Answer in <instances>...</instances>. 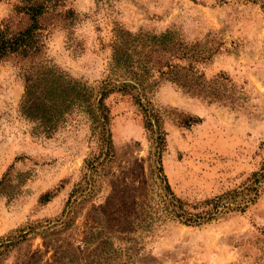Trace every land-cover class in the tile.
I'll list each match as a JSON object with an SVG mask.
<instances>
[{"label": "rangeland", "instance_id": "1", "mask_svg": "<svg viewBox=\"0 0 264 264\" xmlns=\"http://www.w3.org/2000/svg\"><path fill=\"white\" fill-rule=\"evenodd\" d=\"M20 5L0 0V24L24 27ZM58 11L43 22L41 62L92 87L111 75L118 26L217 49L198 66L228 80L220 100L169 81L140 102L111 93L109 149L81 111L45 136L21 112V63L0 60V264H264V0H65ZM257 184L244 210L230 202ZM234 190L219 210L207 205ZM171 191L194 212H218L186 224ZM93 229L114 242L100 262Z\"/></svg>", "mask_w": 264, "mask_h": 264}, {"label": "trees", "instance_id": "2", "mask_svg": "<svg viewBox=\"0 0 264 264\" xmlns=\"http://www.w3.org/2000/svg\"><path fill=\"white\" fill-rule=\"evenodd\" d=\"M20 1L19 10L27 15L28 23L18 30L0 24V60L16 59L21 63L25 83V92L20 104L21 112L29 120L39 123L41 132L47 137L62 127L68 116L81 111L93 121L95 129H101L110 149L112 134L108 126L110 109L106 99L115 91L130 94L137 92L136 97L140 102L138 97L146 95L160 82L169 81L188 93L202 95L210 100H220L223 96L221 85H224L228 77L223 73L207 80L205 73L198 66L210 60L217 49L203 48L200 43H188L173 29L154 33L145 30L132 32L121 26L115 28L110 60L111 75L98 87H92L81 79L71 77L55 65H44L41 62L46 36L43 22L48 15L59 12L58 9L64 5L65 0ZM152 124L155 130L160 132L161 142H164L160 121L155 119ZM158 164L159 173L171 190L162 163ZM256 186L255 190L246 195L248 197L228 201L238 203V209L244 210L258 197V184ZM170 193L174 200L180 202V211L176 217L186 224L198 225L214 218L218 211L214 213L212 210L215 207L219 210V199L238 192L234 190L217 199L207 200V205H212L213 208L206 209L204 213L188 209L186 203L172 191ZM102 237L104 238L101 239ZM89 239L99 243L101 249L96 258L100 262L102 255L107 254L102 250L106 243L114 244L112 236L93 229Z\"/></svg>", "mask_w": 264, "mask_h": 264}]
</instances>
